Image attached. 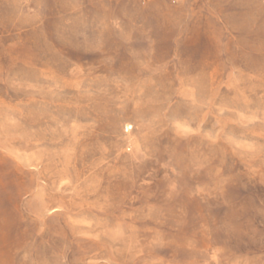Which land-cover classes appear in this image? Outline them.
<instances>
[{
	"label": "rangeland",
	"instance_id": "rangeland-1",
	"mask_svg": "<svg viewBox=\"0 0 264 264\" xmlns=\"http://www.w3.org/2000/svg\"><path fill=\"white\" fill-rule=\"evenodd\" d=\"M0 264H264V0H0Z\"/></svg>",
	"mask_w": 264,
	"mask_h": 264
}]
</instances>
